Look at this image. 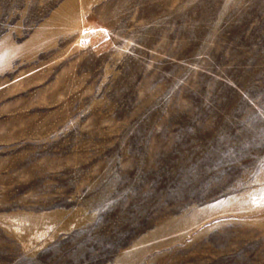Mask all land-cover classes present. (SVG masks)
I'll return each mask as SVG.
<instances>
[{"label": "rangeland", "instance_id": "1", "mask_svg": "<svg viewBox=\"0 0 264 264\" xmlns=\"http://www.w3.org/2000/svg\"><path fill=\"white\" fill-rule=\"evenodd\" d=\"M0 264H264V0H0Z\"/></svg>", "mask_w": 264, "mask_h": 264}]
</instances>
